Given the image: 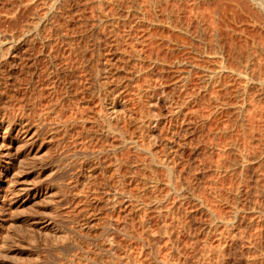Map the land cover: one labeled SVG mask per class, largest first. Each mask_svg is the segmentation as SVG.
<instances>
[{
  "label": "rangeland",
  "instance_id": "1",
  "mask_svg": "<svg viewBox=\"0 0 264 264\" xmlns=\"http://www.w3.org/2000/svg\"><path fill=\"white\" fill-rule=\"evenodd\" d=\"M32 1L33 2L35 1L34 2L35 4ZM40 1L41 0H39V1H36V0H30V1L29 0H0V32L2 31L1 32L2 35H0V66H7L6 68L4 67L3 71L5 69L9 70L8 66H17L16 74H18L17 76L20 77V79L18 80V78L16 76L17 83L19 81L23 82V84H21V86H22L21 88H20V83L18 84L19 88H16L17 91H16V89H15V92L13 91L14 89L12 90L15 95H12V94L9 95V93H12V91L8 93V95H9L8 99L10 100V97L12 95L11 99L13 97L14 98L16 97L17 99L16 98L15 99L17 100V102L20 99L18 103H21V101L23 102V100H26V102L28 103V101H29L28 97L29 96L27 97L26 95L29 91L30 86L28 85L27 81H29V80L32 81V78H33V79H35V80H33L34 82L32 81L33 85H35L36 87L38 86V88H40V89L44 88L43 90H44V92H46L44 94L45 97H43V101H42L43 104L38 106V109L40 110V108H41L40 111L44 112L54 102H55L54 104H56L58 107L59 106L58 104H60V103H57V102H59L58 100H61L63 97L62 93L64 92V87H63L64 83L61 82L60 85H57L58 86L57 89L52 91L50 89V86L47 83V79H46V77L48 75V66L51 65L50 58H53L56 60V63L59 64L58 66H61V65L62 66H75L78 69L77 70V73H78L77 77L79 76L78 77L79 81L77 80L76 85L74 83L75 86H73L76 89L75 90L73 88V91H76V94L78 93L75 100H73V102H75L77 100L78 102L76 101V103L78 105L75 103H72V104H74V105H72L71 104L72 100H71V102L68 101L66 103H63L64 106H62V107L67 108V110L64 109V110H66V111H64L65 116L66 115L70 116L69 118L71 119V118H75L76 116L79 117V115H80V117H85L86 121H88V122H87V125L79 123L78 125H76V127H69L68 130L66 129L67 131L62 130L59 134H57L58 136L57 135L56 136L60 140L58 138H56L55 141L58 139L57 141L59 142V141H61V139L63 137L62 140H66V141H64V143H62L63 142L62 141L58 144V142H54V140H53V142L51 141L52 143H50L49 142V135L48 134L46 135L45 134L46 132H44V134L41 136L40 140H38L40 142L43 141V145L42 144L39 145L37 142L36 146L34 145L32 148H30V149H34L35 151L39 149V155L41 156L42 153L46 154V156L49 155V156H47V158H49V159H46L45 155L43 156V154H42V158L44 157L46 159L43 162V164H42V162L39 161V163H41V164L36 163V165H35L34 162H37V161L30 160V163H29L30 165L29 166L26 165V166H28V168L22 167V169H21V170H23L22 174H20L17 178V181L19 182V183L17 182V190L20 187L21 188H25L28 186L33 187V185L36 184V182L38 183L41 181V184L38 183L37 186L40 188V190L43 193L47 192V190H48L49 199L48 198L47 199L49 201H50V198L55 199L57 196L60 197L61 200L59 198H58L59 201L57 199H55L54 202L56 203V201H57L59 203V204H56V206L53 204L54 202L50 203L48 200H46L45 197H44L45 199L43 197H41L39 199L30 197L28 202L25 203L24 205H21V206L16 205L14 203L12 204V206H11L12 208L10 209V213H7L8 215L6 216L8 218V219L6 218L7 222L5 221V225H7L6 226L7 229H5L6 228L5 225H4V229H3V232L6 231L4 233H7L9 237L7 238L6 237L7 234H4V238L0 240L1 241L0 242V264H65L66 262H67L66 264H70L71 262H72V264H76V263L77 264H92L96 258L97 259L100 258L101 263L110 262L113 259H117V260H113V262L115 261L114 263H117V264H130L131 262H132L131 264H159V263L161 264V262H163V261L166 263L169 262V264L170 263H172V264H211V263L212 264H264V213L262 214V212H259L260 213V215H259V213H256L258 211L255 208V207H260V208H262L261 210L264 211V196H262V195H264V156L262 154L263 153L262 151H264V149H263L264 139H262V138H264V131H263V134L261 133L262 132L261 130L262 129L264 130V127H263L264 126V112L262 113L261 109L260 110L257 109L256 112H252V115H250L251 109H249V115L250 116L249 115L248 116L250 118H249V120L248 119L247 120H248L250 125L248 127L249 128L252 127L253 129L252 128H250V130L247 129L246 132L249 133V134L247 133V136H249V137H247V139H246V137L243 136L244 129L243 130L241 129V128H243V126H242V124L239 125L241 122L240 123L238 122L239 121V119H238L239 115H238V112L236 110L237 109L236 105L240 106L241 102H242L241 99H236V98H238L236 91H237L238 86H239V81L238 82H237V80L234 81L235 78L231 77V75H229V74H228L229 75L228 76L226 73H225V75L223 73H221L223 76H222V78L220 77L221 74L219 76L220 77L219 85L216 84L214 87H211L209 90H205L203 88V84H202V76L204 74L202 71L194 70L190 76V79L188 81L183 82L181 76H182L183 71L186 70L185 69L186 67H184L181 64L180 65L176 64V62L180 63V61L184 60V61H191L196 65L199 64L198 66L201 65L202 67L208 66L209 68L211 67L212 69L216 68L215 65H216L217 59L211 58V55L209 56L207 54L209 52L214 51V48H213L214 44L212 43L213 39L211 40V37L213 38V35H211V34H213L212 33L213 29L216 26L220 30V33L218 32V36L220 35V38H219L220 42L219 43L222 44L223 50L225 51L226 55H228L230 50H232V49H230V45L234 46L233 43H235V45H236V42L238 44V42L240 41L239 42L240 46L241 45L244 46V44H243V40L245 41L244 37H249V35H251L250 32H253L252 26L249 30H247L248 27H250V25H248L246 22H242L243 24L242 23L238 24L235 21L236 19L238 21H240L242 19L243 15L242 14H240L242 16L237 15L238 13L235 10L234 12H236L237 14L233 13V14H235L234 16H236V17L240 16L238 18H235L233 16V14H231V12H233V11H230V8H229L230 6L227 5L228 2L227 3L225 2L224 3V5H226L225 7H224V5H222V4L221 5L223 6L222 8H224L226 10V12L224 10V11L218 12V14L211 12L213 10V7L211 8V6L209 7L206 5L208 7V9L209 8L212 9V10L209 9L211 12L209 14H211V15L216 14L218 17H222V19L221 18L218 19V17H216L217 18L216 19L215 15H214V17H212L209 14H206V16L204 15L205 17H203L202 16L203 14H201V15L198 14L199 10L197 9V7L195 8V6L193 5V3H192L193 0H190V1L189 0H180V1L178 0V2L176 1L177 5L175 4L176 5L175 8L171 7L173 3L170 2L169 4H167V3L163 4L162 7L159 6L158 8H153V9L150 8L151 11L156 9L153 12H151L149 10V6L147 8V6L145 5L147 10L149 12H151L152 14L146 11L147 12V14H146L147 23L144 25L143 21L138 22L132 16H128L126 14L127 11L125 9L128 8V5L132 4V1L131 0H127V1L122 0L123 2L121 1L122 2L121 10L123 11V9L126 7L124 9L126 12L124 11L122 13V11L120 10L121 11L119 14L120 17L117 21L118 26L116 25V28H117L116 33H117V31L118 32L120 31L121 33L119 32L120 35L118 33V36L121 37V35H122L125 38L126 37L127 38L126 39L125 38L123 39L120 37L118 38V36H116V33L113 32V29L110 30L109 27H111V26H109V24L107 25L108 26L107 30L104 29L106 27V25H103L105 27L102 26L103 29L99 28V31H98V34H100L101 30H102L101 32H103V33L105 32L104 37H101L98 35L99 38L100 37H101V39L103 38L102 40L99 39V41H98V43L101 42V44L100 45L98 44V45L100 47L101 46L102 47L100 48L98 46L100 49H98V48L96 49V47H95V49H96L95 50L94 45L96 43H94V42H93L94 43L93 48H91V49L89 48L92 46L90 43L92 42L93 38H83V34H82V32L84 33L85 27H86V30L88 28L89 29L93 28V26L90 25V23L93 24V22H94L93 21L94 15H92V13L94 12V14H95V11H92V10L95 7L92 9V6L89 5L90 4L89 2L93 3L94 0L93 1L88 0L89 2L87 0H82V1L77 0V2H75L76 0H74V1L72 0V2H74V3L72 4L71 1H68L67 7H69V8H66L68 10L69 9H71V10L70 11L67 10L68 12L66 11V13H65V14H67L70 12V14L69 15L67 14V16L62 15L61 16L62 18L60 17L59 20L54 19L52 21V25L55 24L57 27L60 26V29L62 28V30H63V31L62 30L61 31L63 33H65V35L68 34L70 36V38L73 37V39L71 40L73 45H71L72 43H70V46H69V44L67 45V44L63 43L62 41H60V39L57 36H56L57 38L55 36L52 37L53 42H51V47L44 46V44L43 43L41 44V41H39V40H37V41L33 40V42L35 41L34 43L31 42L33 45L30 42L28 44H26L24 42H18L17 41L18 42V46H17L18 50L21 48V50L18 51L19 57L17 56L18 58H15V59L12 58L13 60H15L14 62L11 61L10 63H8V64L5 63L6 65H4L2 60L5 57H7L6 55H5V57H3L5 54V50H6V48L10 47L9 45H11V44L6 43V41L5 42L3 41L6 39V35H4V34L6 33L9 36V34L13 35L16 33L15 35H17V33L20 32L21 29H23L22 24L24 23V26H25V23L26 22L28 23V20L33 17V15H32L33 11L37 10V11L33 12V14L37 13V12H39V13L43 12V8H42L43 6H41V5H43V3L41 2L42 3L41 4ZM83 1H85V2L87 1L88 5H86V3H84ZM129 1H131V2H129ZM144 1L145 0H139V3L145 4ZM30 2L36 6H33L32 4L30 5ZM36 2H38V3H36ZM124 2L126 3L124 5L125 7L123 6ZM127 2H128V4H127ZM77 3L78 4L80 3V4L77 5ZM204 4H205L204 2L201 3L200 11L203 13L204 12L208 13V9H206L207 11H204V9L207 8V7H204ZM211 4L214 7L217 6V8L221 7V5L218 6V4H216L214 2ZM229 4H231V3H229ZM30 6H32V7H30ZM28 7L32 8V9L30 10V8H28ZM33 7L34 8L36 7L37 9L36 8L34 9ZM105 8L108 10L111 9L110 10L111 13H109V15L112 14V12H113L112 6L111 7L106 6ZM171 8L175 11V14L173 15L172 19L169 20L168 14L165 11H166V9H168L167 11H170V10H172ZM231 8L233 9L232 4H231ZM106 9H105V12L108 11ZM214 9L216 10V8H214ZM219 9H221V8H219ZM221 12H224L225 14L220 16L219 13H221ZM122 14H124L123 15L124 17L126 16L129 19L126 17H125V19L121 18V17H123V16H121ZM148 14H149V17H148ZM91 15L93 17H91ZM152 15L154 16L153 18H155V15H156L158 17L159 21H162V22L155 24V26L154 25L152 26L151 24H149L148 21H149L150 17L152 18ZM29 16H30V18H28ZM130 17H131V19H134L135 21L133 20L134 22L133 21L130 22L131 21ZM234 18H235V20H234ZM239 18H241V19H239ZM120 19L121 20L124 19L122 21L124 23L121 24ZM30 20H32V19H30ZM90 20H92L93 22ZM151 20H153V19H151ZM243 20H245V19L243 18ZM55 21L59 22V24H61V25L58 26V23H56ZM84 21H86V22H84ZM87 21L88 22L90 21V23H88ZM170 21L172 24H176V26L179 23H180L179 25H182L184 23L185 26H187V28H188V30H187L188 32L187 31L185 33L178 32L175 28L169 26ZM125 22H126V25L124 28ZM166 22L167 23L169 22V23L166 24ZM130 23H131L132 27H130ZM139 23L142 27H140ZM244 23H246L245 24L246 26L244 25ZM134 24L136 26L133 27ZM199 24H201L203 29H205V31H206L205 32L206 34L204 37V42L207 43L206 44L207 50H206L205 55H204V53H202L203 55L199 54L200 51H202L201 49L204 48V47L201 49L198 48L202 45V43L197 42V41H193V38H192V36H196L198 34ZM19 25L22 27H20ZM247 25H248V27H247ZM17 26L20 28L18 29ZM82 26H84V27H82ZM90 26H91V28H90ZM243 26H245L244 29L246 28V30L248 31V32L246 31L247 33L243 31L244 29L240 31V29L243 28ZM118 27H119V30H118ZM129 27H130V29H129ZM131 28L132 29L135 28V29L131 30ZM17 30H18V32H17ZM109 30L114 34V35H112L113 37L111 36L112 33L110 34ZM128 30L131 32L130 34H132V35H127L128 33H125L126 35L124 34L125 31L129 32ZM237 30H239L240 33L243 32V34L244 35L246 34L247 36L245 35L243 37V34H241L242 35V37H241L240 33H235V32H237ZM46 31H47V33H46L47 35L45 34ZM79 32H81L82 35ZM86 32L87 31H85V33ZM43 34L47 38L53 36L50 29L49 30L46 29ZM233 34L235 36H233ZM238 34H239V36L237 37ZM101 35L103 36V34H101ZM136 35L139 38V41H138V38L134 39V38H136ZM4 36H5V39H4ZM79 36H81L82 39ZM128 36H130V37H128ZM249 38H247V39L249 40ZM87 39H88V41L86 42ZM90 39H92V40H90ZM118 39H120L119 43H118ZM247 39H246V41H248ZM134 40H136V41L134 42ZM74 41H75V43H74ZM137 41H138V43H137ZM234 41H236V42H234ZM17 42H16V44H17ZM210 42H211V45H210ZM19 44H20V47H19ZM132 44L134 46L136 45V48L138 50L141 49V54H143L142 55L143 61H141L139 65H140V67H143L142 68L143 70L145 68V71H143V75H141V77H139L140 80L139 79L138 80L136 79V81L133 80V81H135V84H134V82H131L132 83L131 84L130 82H128L129 80L127 79V77L132 76L131 73L134 72V70L132 69L134 67V65L133 64L127 65V63H128L127 61H129L130 54H131V52H129V57H128L127 51H131L130 49L133 46ZM6 45H8V47H6ZM178 45H180V47ZM71 46H74V47H71ZM78 46H82V47L80 48ZM83 46L87 48L86 53H83L84 57L81 53H78L80 50H83ZM233 46H231V48H233ZM236 46H238V45H236ZM245 46H247V44ZM245 46H244L243 50H245L247 48ZM72 48L76 49V51H74V49L72 50ZM238 48H241V47L238 46ZM92 49H94V51ZM132 50H133V47H132ZM84 51H85V49H84ZM125 51H126V53H125ZM243 52H246V50ZM6 54H7V52H6ZM49 54H51V55H49ZM52 54L55 56H53ZM211 54H213V53H211ZM206 55H208L209 59L207 58ZM55 57L58 59H56ZM8 58H9V60H12L10 56ZM86 59H88V60H86ZM89 60L91 61L92 64L90 63ZM87 61H89V63ZM10 64H12V65H10ZM104 64L107 66L115 67V68H111V69L115 70L114 71L115 74L113 73L114 76H112V78L114 79L115 75L117 77L114 80L113 79H111V80H113V81L118 80L117 83H120V84L125 86V87L124 86L122 87V85H120L122 87V89L120 88L121 89V92H120L121 95L119 94V96H120L119 98L122 101V103H124L125 105L127 104L126 108H127V110H129L130 116L128 117V119H126V118H125V120L123 119L121 121L123 125L122 124H120V125L123 129H125L127 131V133H129L131 131L127 135L129 137H131V135L135 134L133 136H136V137H133V136L132 137L133 138L138 137V140L137 139L136 140L138 141V143H140L139 145H141V143H142V146L143 145H145V146L147 145L149 147L151 146V149H153V152H155L154 155L157 152V156L155 155L156 159L161 158V159H163L162 161H164V160L168 161V159H166V158L167 157L169 158V156H170V158L172 157L171 163H174L177 165V171L180 173V175H179V173L176 174V180H178L177 178L181 177L180 178L181 182L186 181L185 183L186 184L188 183L189 186L192 187L195 196H198V197L200 196V198H202V200H204L203 202L206 203V204H204V205H206L205 207L206 208L209 207V209H211V210L213 209L214 212H217L216 215L218 214V217L220 216L219 218L223 219V217H224L226 220L229 221L232 218L231 215H232V211H233L234 207L239 204L238 207H240L242 209L241 210L239 208L240 209L239 216L241 215L240 216L241 218L238 217V219L240 218L239 222L237 219V221H236L237 224H235L236 226L234 225L233 228L231 227L230 230H232V231L234 230L233 232L229 231L230 227H227L224 223L223 224L226 227H224L221 222H213V220H212V223H211L212 217L208 214V212H205V211H207V210H205V207L204 206L202 207L198 202H196L194 200L193 197L188 195V193H187V196H189V197H187L186 195L183 197L170 195L168 188L166 186H164L167 179H166V171L163 170L162 168H160L162 171L160 169L157 170V172H159L160 175L156 172V174L160 176L159 179L162 178L161 183L157 187H155L154 184L152 185L151 182L146 181L147 179L145 180L144 178L148 177V179H149V177H150L151 179H153L154 177L156 178L157 175L152 171L149 172V170L147 168L144 169L145 167L143 169H140L141 164H139V163L145 157L144 152L142 153L139 150H138L139 152H136L137 150L132 148L133 147L132 145L129 147L127 146V148H125V150L123 149V147L120 146L122 151L119 150L120 149V147H119L120 143L119 142H121V141L119 140V138H116L117 136H115L114 134H112L113 136L110 134L111 137L108 135L106 137L107 141H105V138L104 139H99V138L97 139L98 136L97 137L94 136L95 138H93V137L91 138L92 135L88 136L87 134H85L88 132L90 134L91 133L95 134V132L98 131L100 125L101 126L106 125V123L103 121L101 122L100 125H97L94 122L97 120V117L99 115L105 116L108 114L106 117H109L111 105L114 103V100H113L114 96H112L113 94L111 95V93H109V92H112L111 91L112 89L111 90L109 89V91H107L109 93V94L107 93V95L109 96L107 99H109V101L107 100L106 102H104L102 99H100L101 97H99L97 99L98 95L92 94V96H90L91 94L88 91V85L90 88V87H92V84L93 85L95 84L94 83L95 81H93V83H91L92 81L89 80V79H91L89 72L92 73V71L91 70L90 71L85 70V69L83 70L81 68H84L83 66L87 65V66H91V67L95 66L94 67V69H95L97 66H102ZM139 65H138V68H140ZM25 66L26 67L27 66H35L36 67V68H33V70H31L30 74H33V75H27L28 76L27 77L26 75L23 74L25 72L22 70L24 68L26 69ZM125 66H127V67L130 66V67L126 68L127 69L126 70ZM180 66H182V67H180ZM117 68H118V70H117ZM91 69H93V67ZM262 69L263 70H261V69L259 70V68H258V71L261 73L262 76H264V74H263L264 73V67H262ZM6 70L3 73H5ZM46 71H47V73H46ZM127 72H128V74H127ZM26 74H29V73H26ZM31 76H33V77L30 78ZM221 79H222V81H221ZM58 81H60V80H57V79L55 80V82L57 84L60 83V82L58 83ZM88 81H90V82H88ZM130 84H131V86H130ZM147 84H150L149 88H148ZM228 84H230V85H228ZM27 85H28V88H26ZM226 85H228L230 88L228 86L226 87ZM45 86H47V88H45ZM151 87H152V90H154L155 92L151 90L152 92L150 91L151 93H149V90L151 89ZM81 88H84V90ZM123 88H125V89H123ZM139 88L144 90L143 95L146 97L143 100H142L141 96L136 95L137 92L141 91ZM147 88H148V90H147ZM77 89L78 90L80 89L81 91L80 90L78 91ZM145 90L147 93L145 92ZM24 91L27 93H25ZM51 92H55V93L51 94ZM29 93H28V95H30ZM56 93H58V94H56ZM150 94H152V95L154 94V97L156 96V98L159 99V103H160V104H158L157 108L155 109L156 112L155 111L153 112V115L155 114V116H156V114H157L158 116H161V119H162L161 120L162 124L160 123L159 126L153 125V127H152V125L151 126L148 125L152 129L154 128L156 130V132L158 133L157 138H159L158 139L159 141H153L154 143L152 142L153 139L150 136H148L149 135L148 131H146L145 128H143V130H142V128L139 129V127H141V126L137 127V125L140 124V122L142 121L140 119H142V117L144 115L143 110L146 108L145 107L146 104H147V108L145 110L148 112L150 111L149 110L150 106L148 103L150 100L149 98L151 97ZM60 95H62V97H60ZM232 95H236V96H232ZM24 96H26L27 98ZM138 96L141 99H139ZM4 98H2V102L4 101V103H7V105L9 103L10 105L13 106L12 108H17V106L14 105L16 103V102H14V98H13V101L11 100L10 102H8L9 100L6 98V96H4ZM27 99H28V101H27ZM82 100H84V101H82ZM110 100H112L113 102L112 101L110 102ZM102 101H103V103H102ZM141 101H143V102H141ZM182 101L185 102L187 105L185 103H183L184 104V106H183ZM12 102H14V103L12 104ZM18 103H16V104H18ZM142 103H143V105H142ZM144 104H145V106H144ZM179 104L181 106H183V109H182L183 111L181 113L182 115H180L181 118L180 117L175 118L172 115V112L177 108V106H180ZM103 105H106V106H103ZM224 105H226V106H224ZM70 106H72V107H70ZM259 106L264 107V100L262 101L261 104H259ZM9 107L11 108V106H9ZM69 107H70V109H69ZM77 107L80 109H78ZM61 109L62 108H59L58 110L60 111ZM86 109H87V111L88 110L89 111L87 112ZM130 109H131V111H130ZM234 109L236 110V113H235ZM145 110H144V112H146ZM70 111L72 112L73 115L71 114ZM75 111H76V113H75ZM99 111L100 112L102 111L104 113H102V112L100 113ZM107 111H109V113ZM78 112H79V114H78ZM94 112H96L97 115ZM15 113H17V111ZM64 113H62L63 116H64ZM158 116H156V117H158ZM53 117L56 118L55 116H53ZM53 117H52V119H54ZM87 117L90 119H88ZM131 117H132V119H130V121L134 122V119H135L136 120L135 123L137 122L136 123L137 125L135 123L133 124L130 121L128 122L129 118H131ZM66 118L68 119V117H66ZM144 118H145V116L143 117V119ZM137 120H140V121L138 122ZM112 121H113V123L117 122V121L115 122V119L111 120V122ZM125 121L128 123H126ZM121 122L119 121V123H121ZM235 122H236V124H234ZM104 123H105V125H104ZM124 124H125V126H124ZM83 125H85L86 127ZM117 125H119L118 122L116 124H113V126H117ZM85 128H87V129H85ZM94 128H96V129H94ZM224 128L227 129L226 131L230 130L229 133L228 132L224 133L225 136H224V134H222ZM229 128H231V129H229ZM85 130H87V131H85ZM257 130H259V131H257ZM91 131H93V132H91ZM144 131H146L147 133H145ZM252 131L254 133H251ZM257 132H259V133H257ZM82 133H84L83 136L81 135ZM227 133H228V135H227ZM138 134H139V136H137ZM67 136H69V137H67ZM145 136H147V137H145ZM108 137H109V139H108ZM169 137H170V139H169ZM86 138L88 140H86V143H83ZM142 138H145V139L142 140ZM149 138H151V139H149ZM235 138H237V139H235ZM81 139H83L84 141ZM249 139H251V140H249ZM101 140H103L104 142ZM231 140H232V143L235 142L240 147L242 146L244 148L247 146L246 149H248V151L251 153H254L257 155L262 154L261 155V156H263V160L261 161L262 163L261 162L259 163L258 161H257V163L254 162L256 164H254V165L252 164L253 166H250V169L246 168L247 172L245 170L244 171L241 170L240 168H239L240 170L239 169H237L238 171L236 170L237 172L236 171H235V173L232 172L233 170L231 169L232 167L230 166L231 161H234L237 158L238 154L237 153L234 154L233 151H232V153H231V151H229L230 149L228 146L230 145L229 143L231 142ZM168 141H170L172 143L173 148L165 147L166 146L165 143ZM70 143L71 144L73 143V144L71 145ZM248 143H250V144H248ZM49 144H50V146L47 147ZM153 144H154V147H152ZM245 144H246V146H245ZM37 145L40 147L38 148ZM44 145H45V147H44ZM51 145H54V146H51ZM59 145H60V147H58ZM102 145H103V147L105 146L104 148H106V146H107V150L106 149L105 150L109 151V154H107L108 152L107 153L105 152V155H103L104 157L103 158L101 157L103 159L102 161H101V158H100V160L95 158L96 161L94 159L91 161V165L95 163L94 165H92L95 167V168L94 167L92 168V169H95V171L90 170L89 167L88 168L86 167L87 161H84L83 159H82L83 161H81L80 157H78V156L76 157V154L79 155L80 152L83 150L86 151V148H84L85 146L87 147V151L90 150L92 152V150L96 151V149L98 150V149L103 148ZM111 145L113 146V148L115 147V149H112ZM68 146H71V147H68ZM116 146H118L119 148H117ZM176 147H177V149H176ZM4 148L5 147L0 148L1 149L0 152L5 150ZM35 148H38V149H35ZM40 148H41V150H40ZM27 149H29V148L25 149L27 152L25 150H24V152L23 151L21 152L23 157L25 154L26 155L28 154L29 151ZM116 149H118L117 153H116V151H114ZM127 149H129V150H127ZM132 149H134L133 150L134 152L132 151ZM164 149H165V151H164ZM221 149H222V151H221L222 153L220 152ZM43 150L45 152H48V153H44ZM72 150H74V151L76 150L75 152H77V153H73L74 151H72ZM112 150L114 153L111 152ZM174 151H175V153H174ZM223 151H225V152L223 153ZM40 152H41V154H40ZM68 153H70V154H68ZM67 154L71 155V157L68 156ZM106 154L109 157H106ZM121 154H124V156H122ZM137 154L143 155V156H141L142 158H137V157H139ZM233 154H234V156H233ZM72 155H74V157ZM132 155H135V156H132ZM220 155H221V157H220ZM64 156H65V158H64ZM24 158H22V159H24ZM58 158H60V159H58ZM71 158H73V159H71ZM79 158H80L81 162L85 163L84 165L80 161H78ZM113 158H114V160H113ZM117 158L118 159L119 158L120 159L126 158L125 160L129 159L130 161L133 160L132 162H130L133 164L134 169H135V172H133V173H135V174L136 173H138V174L142 173L143 174L145 172L146 175L144 177H141V175L136 174L135 175L136 177H135L133 174V176L135 177V178H133L132 174L129 171V168L127 166H122V169L120 168L122 172L119 170V173L121 172L122 174H125L126 177H127V174L130 173L129 175H131V176L129 177V175H128L129 178L127 177L125 179V181L121 182L120 178L118 176H116L117 173L114 174V172H113V175H112L113 177H111L112 179L110 178V180H108L109 183H108V181L106 182V180H104L105 179L104 177L106 175L104 174L103 171H101L99 168H97V167H99L97 165H98V163L101 164L102 162L103 163L106 162L105 164H108V165H109V163L112 164V162L116 161ZM170 158H169V160H171ZM56 159L58 160V163H60V164L63 163L62 166L60 165L61 167H63V166H65V167H63L61 173H58L59 175L57 174V176H56L54 174V176L52 178V176H51L52 174L49 176L47 174L48 171L46 170V167H44V166L46 163V166L48 167L49 163L52 161L55 162ZM111 159H112V161H111ZM221 159H223V160H221ZM134 160L136 163L134 162ZM145 160H146V157H145ZM25 161L29 162V160H25ZM75 161H76V163H75ZM93 161H94V163H93ZM107 161H109V162L107 163ZM54 162H52V164ZM220 162L222 165L220 164ZM79 163H80V165H79ZM52 164L50 163V165H52ZM71 164L75 169L71 166ZM32 165H33V167H34V165L36 166L35 169L38 167V169H37L38 172L35 171V169H33V171H32ZM38 165H41L40 168H42V169H40ZM218 165L223 169L221 170V168L220 169L218 168L219 169L218 170L216 168V167H219ZM66 166H68V167L70 166V168H68ZM136 167H137V169H136ZM251 167H253V168H251ZM44 168H45V170H44ZM82 168H83V170H82ZM257 168H258V170H257ZM262 168H263V170H262ZM85 169H86V171L89 169L87 171L89 173H86ZM63 170H64V172L65 171L66 172L62 173ZM68 170H69V173H68ZM257 171H259V172H257ZM95 172H97V173H95ZM225 172H227V173H225ZM66 173L69 175H66ZM60 174L63 177L60 176ZM152 174H154V175H152ZM235 174H236V176H235ZM82 175H85V176H82ZM90 175H92V176H90ZM88 176H90V177H88ZM84 177L90 178V179H88L89 181L83 183ZM91 177H93V178H91ZM60 178L62 179V181ZM115 178H117V179H115ZM118 178H119V180H118ZM140 178L144 179V181H142V179H140ZM51 180H53L54 182ZM162 180H164V181H162ZM182 180H184V181H182ZM116 181H120L122 184L120 182L118 183ZM127 181H128V183H127ZM145 182H146V184H145ZM147 182H149L148 184L151 183L150 185H152V186L148 185ZM162 183H164V185ZM180 183L178 180L177 184H180ZM129 184H130V186H129ZM5 185H6V183L4 182V180H3V182H0V189L2 190V188L5 187ZM39 185H41L42 187ZM107 185H110V186H107ZM160 185H161V187H160ZM51 187H52V189H50ZM104 187L108 191H106L104 189ZM117 187H119V188H117ZM143 187L146 189L147 192L145 191V189ZM146 187H148L149 189ZM234 187L235 188L237 187V188L235 189ZM21 188L19 190H21ZM69 188L71 189V191ZM110 188H111V190L112 189L114 190L116 188L115 190H117L120 193L123 192L124 190H127L126 194H129V197H128V195H126L128 198L126 196H124V197L123 196L122 197L121 196L114 197L113 195L109 196L108 193H110V191H111ZM123 188H125V189H123ZM72 189L74 191H72ZM256 189H257V191H256ZM138 190L140 193L138 192ZM59 191L61 194L68 192V193H66V195H68V198L66 197L62 201L63 195L61 197L60 193H58ZM233 191H235V192L237 191V192L235 193ZM258 191H260V192H258ZM56 192L58 193V195L55 194ZM74 192H76V193H74ZM71 193L73 195L75 194L73 198H72L73 195ZM135 193H136V195H134ZM141 193H143V195ZM167 193L169 196L167 195ZM49 194H53L52 195L53 197L50 196ZM69 194H70V196H69ZM81 194H82V196H81ZM137 194L138 195L140 194V195L137 196ZM235 194L236 195L242 194L238 198L239 201H237V202L235 201V199H236ZM17 196H19V195H17ZM75 196H78V197L75 198ZM133 196H134V198H133ZM166 196L169 198L167 199ZM155 197L158 199L160 198L161 201L165 197L164 199L166 201L163 200V202L165 201V203L163 204L162 209H160L161 211L159 210V208H157L159 202L157 204L155 203L158 200ZM148 198H149V200H148ZM154 198L156 200L155 202H154ZM2 199H3V197L0 198V202ZM24 200H25V198H24ZM205 200H206V202H205ZM149 202H151V203H149ZM233 202H234V204H233ZM143 203H144V206H143ZM147 203H149V204H147ZM235 204H237V205H235ZM146 205H149V206H146ZM229 205L231 207L232 206L233 207L231 208ZM257 205H259V206H257ZM53 206H55V208H57L56 209L57 213H55L56 211H54L55 208L53 209ZM145 206H146V208H145ZM151 206H152L153 211L151 210ZM140 208H141V210H140ZM11 215H12V218H10ZM228 218H230V219H228ZM52 219H54V221ZM225 219H223V220H225ZM50 221H52L53 223H56V226H57V223H58V225L61 223L60 224L61 227L59 225L60 228H58V226H57V229H59V230L61 229V231H59L57 229H56V231H55V229H50L51 227L45 229V226L48 227L47 224L51 223ZM56 221H58V222H56ZM59 221H60V223H59ZM108 221H110L111 223ZM86 222H87L88 226L86 225ZM106 223L111 224L110 228H108L109 230H107V232L108 231L109 232L111 231V232L110 233L108 232V234H107L108 237L106 235V237L104 238L105 240L103 239L106 242V238H107L108 241L106 243L102 239L100 240L101 241L100 244L101 243L103 244V246H101L102 244L101 245L99 244V240L97 239V237L104 232V226L106 225ZM210 223H211V225L213 224V226H211ZM217 223H219V226ZM92 224L94 225L93 228H95V229L92 228V226H93ZM143 224L145 226H143ZM207 224L210 226H208ZM165 226H166V228H165ZM37 228H38V231L41 229L39 234H38V232H36ZM114 228H116V230ZM43 229H45V230H43ZM48 229H49V231H48ZM164 229H165V232H164ZM226 229H228V230H226ZM75 230L78 232V234L81 237L77 234V232ZM42 231H45L46 233L48 232L47 235L44 233L45 235L43 236ZM122 231L125 233H123ZM221 231H223V232H221ZM225 231H226V234H225ZM60 232H62V233H60ZM63 232L65 233V235L63 234ZM86 232L89 233V235H86L87 234ZM40 233H41V235H40ZM93 233H94L95 237H94ZM132 233H134V234H132ZM57 234L59 236H62V237H60V239H59L58 238L59 236ZM128 234H131V236ZM76 235H77V237H76ZM91 235H92V237H91ZM109 235H111V236H109ZM172 235H174V236H172ZM5 237H6V239H5ZM82 237H84V238H82ZM88 237H89V239H87ZM109 237L110 238L113 237V238L109 239ZM85 238L87 240H89V244ZM4 239H5V241H3ZM57 239H59V240H57ZM90 239H91V241H90ZM140 239H142V240H140ZM225 239H227V240L225 241ZM55 240H57V243L55 242ZM113 240L115 242H113ZM67 243H69V245ZM70 243H72L73 246H71ZM113 243L116 245H114ZM225 243H227V244H225ZM5 245H7V246H5ZM222 245H224V246H222ZM115 246H117V247H115ZM6 247H7V249H5ZM70 247H73V248H71L72 250L70 249ZM108 248H110L111 250ZM212 248H213V250H215V249L216 250L213 251ZM218 248H219V250H217ZM105 249H108L107 251L109 253ZM85 250L87 252L88 251L89 252L87 253ZM216 251H218L219 253ZM223 251H224V253H223ZM65 252H67V253H65ZM127 252H128V254H127ZM89 253H90V255H89ZM108 254L112 255V257L108 256ZM124 255H126L127 257ZM203 255H204V258H202ZM208 255H210V256H208ZM81 256H83V257H81ZM113 256H116V257H113ZM67 257L69 260L71 258V262L68 259H66ZM101 257H104V258H101ZM120 257H121V259L118 260V258H120ZM92 258H94V259H92ZM219 258H220V260H219ZM90 259H92V260H90ZM248 259L250 261L251 260H253V261H251V263L250 262L248 263L247 262V261H249ZM223 260H224V262H222ZM126 261L127 262L129 261V262L127 263ZM101 263L99 262V264H101ZM93 264H96V262H94ZM97 264H98V261H97Z\"/></svg>",
  "mask_w": 264,
  "mask_h": 264
},
{
  "label": "bare ground",
  "instance_id": "2",
  "mask_svg": "<svg viewBox=\"0 0 264 264\" xmlns=\"http://www.w3.org/2000/svg\"><path fill=\"white\" fill-rule=\"evenodd\" d=\"M30 1V0H29ZM36 1H39V0H36ZM68 1H71V3L73 4L74 2H72V0H41L40 1V3L42 2L43 3V5H41V6H43L42 8H43V12H41V13H39V12H37V13H34L33 14V12H35V11H37V10H35V11H33L32 12V15H33V17L32 18H30V16L28 17V18H30V19H32V20H28V23L26 24L25 23V26H24V23L22 24L23 25V27L22 26H20V27H22L23 29H21V31L20 32H18V30H17V35H15V34H13V35H10L9 34V36H8V34H4V35H6V39H5V36H4V39L5 40H3L4 42L6 41V43H8V44H11V45H9L10 47L9 48H6V50H5V54H4V56L3 57H5V55L7 56V57H5L3 60H2V62L4 63V65H6L5 63H10L11 61L12 62H14L15 60H13V59H15V58H18L19 56H18V51L19 50H21V48L18 50V42H24V43H26V44H28L29 42L31 43H34L35 41H37V40H39V41H41V44L43 43L44 44V46H47V47H51V42H53L52 41V37H58L59 39H60V41H62L63 43H65V44H69V46H70V43H72V39H73V37L72 38H70V36L68 35V34H66L65 35V33H63L62 31V28L60 29V26L59 25H61V24H59V22H56V23H58V26L59 27H57L54 23V25H52V21L55 19V20H59V18L62 16V15H64V16H67V14L69 15L70 14V12L69 13H67V14H65L66 13V11L68 10V9H66V8H69V7H67L68 5ZM74 1V0H73ZM80 1V0H79ZM82 1V0H81ZM88 1V0H87ZM85 2V1H83L84 3H86V5H88L87 3L89 2ZM91 1V0H90ZM93 1V0H92ZM122 0H94L93 1V3L92 2H89L90 4L89 5H91L92 6V11H95V14H94V12L92 13V15H94V17L91 15V17H93V21L92 20H90V21H92L93 22V24H91L90 23V21L88 22V23H90V25H92L93 26V28H91V26H90V28L91 29H87L86 30V27H85V29H84V33L82 32V34H83V38H93V40L92 39H90V40H92V42L90 43L92 46L91 47H89L90 49L91 48H93V44L94 43H96L95 45H94V49H95V47H96V49L98 48V49H100L101 47L99 46L100 44H101V42H99L98 43V41H99V39L100 40H102L101 39V37H104V34H105V32L103 33V32H101L100 31V34H98V31H99V28L100 29H103V27H105V26H103V25H106V27L104 28V29H106L107 30V25L109 24V26H111V27H109L110 28V30L111 29H113V32L114 33H116V25H117V21H118V19H119V14H120V12L122 11L121 10V4H122V2H121ZM127 1V0H126ZM125 1V2H126ZM132 1V4L131 5H128V8H126L124 5L126 4L125 2L123 3V6L126 8H124L123 6V8L127 11V15L128 16H132L136 21H138V22H142L143 21V23H144V25L147 23V21H146V14H147V12H149L148 10H147V8H148V6H149V10H150V8H158L159 6L160 7H162V5L163 4H169L170 2H172L173 4H172V6L171 7H173V8H175V6L177 5L176 4V1L178 2V0H145L144 1V3L145 4H143V3H139V0H131ZM131 1H129V2H131ZM180 1V0H179ZM190 1V0H189ZM33 2V1H32ZM35 2V1H34ZM33 2V3H34ZM75 2H77V0L75 1ZM205 3L204 4V7H207V6H211V8L213 7V10L211 9V8H209L210 10H212L211 12H213V13H216V14H218V12H220V11H224L225 9L224 8H222L223 6L222 5H224V3L226 2H228L227 3V5L228 6H230L229 8H230V11H233V12H231V14H233V13H236L237 15H240V14H242V15H240V16H242V19L241 18H239V19H241L240 21H238L237 19L235 20V18H238V17H240V16H238V17H236V16H234L235 14H233V16L235 17L234 18V20L238 23V24H240V23H242V22H246L248 25H250V27H248V25H247V27H248V29L247 30H249L250 28H251V26H252V30H253V32H250V34L251 35H249V37H244L245 35L243 34V32H241L240 33V31L241 30H243L244 29V27L246 26L245 24L246 23H244V25L245 26H243V28H241L240 29V31L239 30H237V32H235V33H240V35L241 34H243V37H244V39H245V41L243 40V44H244V46L247 44V46H245V47H247L245 50H246V52H243V51H245V50H243V48H244V46L243 45H241L240 46V44H239V42H238V44H237V42L236 41H234V42H236V45H238L239 47H241V48H238V46H236L235 45V43H233L234 44V46L233 45H230V49H232V50H230V52L228 53V55H226V53H225V51L223 50V46H222V44L221 43H219L220 41H219V38H220V35L218 36V32L220 33V30L218 29V27H216L215 26V28L213 29V31H212V33L213 34H211V35H213V38L211 37V40L213 39V44H214V51L213 52H209V53H207L209 56L211 55V58H215V59H217V62H216V68H209L207 65V67H202L201 65L200 66H198V65H196V64H194L193 62H191V61H180V63H178V62H176V64H178V65H183L184 67H186L185 69V71H183V73H182V76H181V78H182V80H183V82H185V81H188L189 79H190V76H191V74H192V72L194 71V70H200V71H202L203 73V76H202V84H203V88L205 89V90H209L211 87H214L216 84H218L219 85V81H220V77L222 78V74L221 73H223L224 75H225V73L228 75H231V77H234L235 78V80L234 81H236L237 80V82L239 81V86H238V89H237V91H236V93H237V96H238V98H236V99H241L242 100V102H241V105L240 106H238V105H236L237 106V112H238V119H239V125H241L242 124V126H243V128H241L242 130L244 129V131H243V133L245 134H243V136H245L246 137V139H247V137H249V136H247V133L248 132H246L247 131V129H249L250 130V128H252V127H248L250 124H249V122H248V120H249V116L250 115H252V112H256V110L258 109V110H260L261 109V112L263 113L264 112V107H260L259 106V104H261L262 103V101L264 100V76H262L261 75V73L258 71V68H259V70L261 69V70H263L262 69V67H264V0H193V5L195 6V8L197 7V9L199 10V12H198V14L199 15H201V14H203L202 16L203 17H205L206 16V14H209V13H211L210 12V10L208 9V7L207 8H205L204 9V11H207L206 9H208V13H206V12H201L200 11V5H201V3ZM216 3V4H218V6L219 5H221V7H218L217 8V6L216 7H214V6H212V4L211 3ZM36 3H38V2H36ZM41 3V4H42ZM93 5H92V4ZM229 3H231L232 4V7H233V9L231 8V4H229ZM32 3L30 2V5H31ZM35 4V3H34ZM34 4H32L33 6H36V5H34ZM70 4V3H69ZM76 4V3H75ZM80 4V3H79ZM78 3H77V5H79ZM127 4H128V2H127ZM176 4V5H175ZM29 5V4H28ZM145 5L147 6V8L145 7ZM207 5V6H206ZM40 6V7H41ZM70 6V5H69ZM81 6V5H80ZM85 6V5H84ZM106 6H109V7H111L112 6V14H110L109 15V13H111L110 12V10H108V9H106L105 7ZM226 5H224V7H225ZM30 7H32V6H30ZM30 7H28V8H30ZM34 8V7H33ZM36 8V7H35ZM34 8V9H35ZM80 8V7H79ZM108 8V7H107ZM214 8H216V10L214 9ZM219 8H221V9H219ZM32 8H30V10H31ZM37 9V8H36ZM40 9V8H39ZM105 9L106 10H108L107 12H105ZM123 9V11H122V13L125 11ZM146 9V10H145ZM172 9V8H171ZM196 9V10H197ZM232 9V10H231ZM71 9H69L68 11H70ZM121 10V11H120ZM154 10H156V9H154ZM154 10H150L151 12H153ZM168 9H166V11L165 12H167V14H168V19L169 20H171L172 19V17H173V15L175 14V11L172 9V10H170V11H167ZM215 10V11H214ZM218 10V11H217ZM236 10V12H234ZM67 11V12H68ZM125 11V12H126ZM147 11V12H146ZM240 13H239V12ZM31 12V11H30ZM72 12V11H71ZM151 12H149V13H151ZM225 12H226V10H225ZM107 13V14H106ZM72 14V13H71ZM152 14V13H151ZM216 14H209V15H211L212 17H214V15H215V18L216 17H218ZM220 14V16L221 15H223V14H225L224 12H221V13H219ZM30 15V14H29ZM31 15V16H32ZM124 14H122L121 16H123ZM205 15V16H204ZM71 16V15H70ZM210 16V17H211ZM126 17V16H125ZM125 17L123 16V17H121V18H124L125 19ZM148 17H149V14H148ZM154 16L152 15V18L150 17L149 18V21H148V23L149 24H151L152 26L154 25L155 26V24H158V23H160V22H162V21H159V19H158V17L155 15V18H153ZM157 17V18H156ZM62 18V17H61ZM65 18V17H64ZM126 18H128V17H126ZM219 18H221L222 19V17H218V19ZM243 18L245 19V20H243ZM83 19V18H82ZM86 19V18H85ZM124 19H120V21H121V24L122 23H124V22H122ZM129 19V18H128ZM127 19V20H128ZM134 19H131V17H130V22H132ZM151 19H153V20H151ZM217 19V18H216ZM134 20V21H135ZM151 20V21H150ZM119 21V22H120ZM133 21V22H134ZM84 22H86V21H84ZM137 22V23H138ZM18 23V22H17ZM169 23V22H168ZM167 22H166V24H168ZM170 23H171V21H170ZM169 23V26L170 27H173V28H175L178 32H182V33H185L187 30H188V28H187V26H185V24L183 23L182 25H179V24H177V26H176V24H170ZM142 24V23H141ZM243 24V23H242ZM85 25V24H84ZM120 25V24H119ZM125 25H126V22H125V24H124V28H125ZM139 25H140V23H139ZM150 25V26H151ZM103 26V27H102ZM118 26V25H117ZM129 26V25H128ZM127 26V27H128ZM134 26H136L135 24L133 25V27ZM151 26V27H152ZM18 27V26H17ZM20 27H18V29L20 28ZM82 27H84V26H82ZM130 27H132V25H131V23H130ZM130 27H129V29H130ZM140 27H142L141 25H140ZM46 29H50L51 30V33H52V35L53 36H51V37H49V38H47L43 33H44V31L46 30ZM82 29V28H81ZM135 29V28H134ZM134 29H132L131 28V30H134ZM219 31H218V30ZM62 30V31H61ZM89 30V31H88ZM109 30V31H110ZM118 30H119V27H118ZM246 30V28L243 30L244 32H246L247 31ZM251 30V31H252ZM78 31V30H77ZM82 31V30H81ZM85 31H87L86 33H85ZM105 31V30H104ZM108 31V32H109ZM129 31V30H128ZM2 32V31H1ZM0 32V35H2V33ZM16 32V31H15ZM120 32V31H119ZM118 31H117V33H116V36H118V33H119ZM188 32V31H187ZM206 31H205V29H203V27H202V25L201 24H199V30H198V34L196 35V36H192V38H193V41H197V42H201L202 43V47L200 46V47H198V48H203V49H201L202 51H200V53L199 54H202V53H204V55H205V53H206V50H207V48H206V44L207 43H205L204 42V37H205V33ZM248 32V31H247ZM246 32V33H247ZM47 33V31L45 32V34ZM80 34H81V32H79ZM78 33V34H79ZM112 32L110 31V34H111ZM121 33V32H120ZM120 33H119V35H120ZM125 33H128L127 35H132V34H130L131 32L129 31V32H124V34ZM81 34V35H82ZM101 34H103V36L101 35ZM47 35V34H46ZM68 35V36H67ZM98 35L99 36H101L100 38L98 37ZM112 35H114L113 33L111 34V36ZM126 35V34H125ZM108 36V35H107ZM233 36H235L234 34H233ZM239 36V34L237 35V37ZM247 36V35H246ZM56 37V38H57ZM80 38H81V36H79ZM113 37V36H112ZM120 36H118V38H119ZM128 37H130V36H128ZM135 37V36H134ZM133 37V38H134ZM241 37H242V35H241ZM115 38V37H114ZM120 38H125L124 36H122L121 35V37ZM127 38V37H126ZM125 38V39H126ZM138 37H137V35H136V38H134V39H137ZM247 38H249V40L247 39ZM79 39V38H78ZM82 39V38H81ZM105 39V38H104ZM117 39V38H116ZM115 39V40H116ZM239 39V38H238ZM237 39V40H238ZM246 39L248 40V41H246ZM251 39V40H250ZM33 40H35L34 42H33ZM56 40V39H55ZM84 40V39H83ZM133 40V39H132ZM18 41V42H17ZM71 41V42H70ZM88 41V39L86 40V42ZM96 41V42H95ZM105 41V40H104ZM119 41H120V39H118V43H119ZM136 40H134V42H135ZM138 41H139V38H138ZM138 41H137V43H138ZM141 41V40H140ZM16 42H17V44H16ZM84 42V41H83ZM82 42V43H83ZM85 42V43H86ZM90 42V41H89ZM94 42V43H93ZM116 42V41H115ZM211 42H210V45H211ZM31 43V44H32ZM74 43H75V41H74ZM117 43V42H116ZM200 43V44H201ZM14 44V45H13ZM25 44V45H26ZM30 44V45H31ZM53 44V43H52ZM99 44V45H98ZM134 44V43H133ZM132 44V45H133ZM221 44V45H220ZM22 45V44H21ZM33 45V44H32ZM71 45H73V43L71 44ZM78 45V44H77ZM76 45V46H77ZM84 45V44H83ZM88 45V44H87ZM116 45V44H115ZM131 45V46H132ZM205 45V46H204ZM23 46V45H22ZM29 46V45H28ZM43 46V45H42ZM100 48H99V47ZM130 46V47H131ZM179 47H180V45H178ZM231 46H233V48H231ZM243 46V47H242ZM5 47V46H4ZM6 47H8V45H6ZM19 47H20V44H19ZM71 47H74V46H71ZM70 47V48H71ZM78 47H82V46H78ZM115 47V46H114ZM113 47V48H114ZM118 47V46H117ZM132 47H133V50H132ZM131 47V51H127L128 52V57H129V52H131V54H130V59H129V61H127L128 63H127V65L129 64V65H134V67L132 68L133 70H134V72H132L131 70V74H132V76H130V77H127V79L129 80L128 82H134V84H135V81H136V79L138 80L139 79V77H141V75H143V71H145V68H144V70L142 69L143 67H140V62L141 61H143V54H141V49L140 50H138L137 48H136V45L134 46H132ZM208 47V46H207ZM27 48V47H26ZM76 48V47H75ZM5 49V48H4ZM74 48H72V50H73ZM77 49V48H76ZM76 49H74V51H76ZM84 49H85V51H84ZM86 47H84L83 46V50H80L78 53H81L82 55H83V53H86ZM94 49H92L93 51H94ZM95 49V50H96ZM115 49V48H114ZM199 49V50H200ZM116 50V49H115ZM198 50V51H199ZM23 51V50H22ZM100 51V50H99ZM209 51V50H208ZM6 52H7V54H6ZM97 52V51H96ZM2 53V52H1ZM22 53V52H21ZM99 53V52H98ZM115 53V52H114ZM125 53H126V51H125ZM143 53V52H142ZM211 53H213V54H211ZM3 54V53H2ZM49 55H51V54H49ZM53 55V54H52ZM203 55V54H202ZM208 55H206L207 56V58L209 59V57H208ZM11 57V59L12 60H9V58L8 57ZM18 56V57H17ZM53 56H55V55H53ZM52 56V57H53ZM57 57V56H56ZM55 57V58H56ZM83 57H84V55H83ZM56 59H58V58H56ZM84 59V58H83ZM96 59V58H95ZM86 60H88V59H86ZM90 61V60H89ZM89 61H87L88 63H89ZM50 63H51V65L50 66H48V75H47V77H46V79H47V83L49 84V86H50V89L52 90V91H54V90H56L57 89V85H60L61 84V82H63L64 84H63V87H64V92L62 93V95H63V97H62V95H60V97H62V99L61 100H58L59 102H57V103H60V104H58L59 106V108H62L60 111L58 110L59 108L57 107V105L56 104H51L48 108H47V110L46 111H44V112H42V111H40L41 110V108H40V110L38 109V106H40V105H42L43 103H42V101H43V97H45L44 96V94L46 93V92H44V88L43 89H40V88H38V86L36 87L35 85H33V80H35V79H33L32 77L33 76H31L30 78H32V81L31 80H29V81H27L28 82V85L30 86L29 87V91H28V93L30 94V95H28V93L27 92H25V93H27V97L29 98V101H28V99H27V101H28V103L26 102V100H23V102L21 101V103H18L19 102V100H18V102H17V98L15 99L14 97V102H16V103H18V104H14V105H16L17 106V108H12L13 106L12 105H10L9 103H8V105H7V103H4V101L2 102V98H4V96H6V98L8 99V97H9V95L10 94H12V95H15L14 93H13V91L15 92V89L16 88H19V86H18V84L20 83V88L22 87L21 86V84H23V82L22 81H19L18 83H17V79H16V76L18 75V74H16V72H17V66H8V68H9V70H6V72L5 73H3L4 71H3V69H4V67L6 68L7 66H0V148H3V147H5L4 149L5 150H3L2 152H0V182H3V180H4V182L6 183V185H5V187H3L2 188V190L0 189V198H2L3 197V199L1 200V202H0V240L1 239H3L4 238V234H7V233H4V232H6V231H4L3 232V229H4V225H5V221L7 222V220H6V216L8 215L7 213H10V209L12 208L11 206H12V204L14 203V204H16V205H24L25 203H27L28 202V200L30 199V197L31 198H37V199H39V198H41V197H45L46 198V200H48L49 199V196H48V190H47V192H42L41 190H40V188L37 186L38 185V183L39 184H41V181L40 182H36V184H34L33 185V187H25V188H21V190H17V178H18V176L20 175V174H22V171L23 170H21L22 169V167H27L28 168V166L30 165L29 163H30V160H33V161H37V162H34L35 163V165H36V163H38V164H41V163H39V161L40 162H42V164H43V162L46 160V159H49V158H47V156H49V155H47L46 156V154H43V156L45 155V157H46V159L43 157L42 158V154H41V152H40V154H41V156L39 155V147L40 146H38V148H35V149H38V150H34V149H30V148H32L34 145L36 146V144H37V142H38V144L39 145H43V141L42 142H40V141H38V140H40V138H41V136L44 134V132H46L45 134L47 135H49V142L50 143H52L53 142V140H54V142H58L57 140L59 139L57 136V134H59L62 130H68L69 129V127H76V125H78L79 123L81 124H85V125H87V122L88 121H86V118L85 117H80V115H79V117H75V118H69L70 116H65V113H64V111H66L67 110V108H64V107H62V106H64L63 105V103H66V102H71V100H72V102H71V104L72 103H75V104H77L76 103V101L75 102H73V100H75V98H76V96H77V94H76V91H73V86H75L76 85V81L78 80L79 81V76L77 77V68L75 67V66H58L59 64H57L56 63V60L55 59H53V58H50ZM90 63H91V61H90ZM14 64V63H13ZM92 64V63H91ZM106 64V63H105ZM102 65V66H97L95 69H94V67L95 66H92L93 67V69H91L92 67L91 66H83L84 68H81V69H85V70H91L92 71V73H90L89 72V74H90V76H91V79H89L88 77V79L89 80H91L92 82L91 83H93V81H95L94 83V85L92 84V87H90L89 88V85H88V91L90 92V96H92V94H95V95H98V97H97V99L99 98V97H101L100 99H102L104 102H106L107 100L109 101V99H107L109 96L107 95V91H109V89L112 91V92H109V93H111V95L112 96H114L112 99L114 100V103L111 105V109H110V115H109V117H106L107 115H105V116H101V115H99L98 117H97V120L94 122L95 124H97V125H100L101 124V122L103 121V122H105L106 123V125H105V123H104V125L105 126H101L100 125V127H99V129H98V131H96L95 132V134H93V133H85V134H87L88 136H91V138L93 137V138H95L94 136H98L97 137V139L99 138V139H104L105 138V141H107L106 140V137L109 135L110 136V134L112 135V134H114L115 136H117L116 138H119V140L121 141V142H119L120 143V145H119V147L121 146V147H123V149L125 150V148H127V146L129 147V146H133L132 148H134V149H136L135 151L136 152H139V151H141L142 153L144 152V154H145V157H146V160H145V157H144V159L142 160V161H140V163L139 164H141L140 166V169H143L144 167V169H148L149 170V172L150 171H152V172H154L155 174H156V172H157V170H159L160 168H162L163 170H165L166 171V182H165V185H164V183H162L164 186H166L167 188H168V190H169V194L170 195H175V196H180V197H183V196H187V193H188V195H190L191 197H193L194 198V200L196 201V202H198L202 207L204 206H206V205H204V204H206V203H204L203 201L204 200H202V198H200V196L198 197V196H195V194H194V192H193V189H192V187H190L189 186V184L187 183H185V182H181L180 181V178H177L178 180H179V183L180 184H177V182H178V180H176V174H178L179 172L177 171V165L176 164H174V163H171V161H172V157L170 158V156H169V158L171 159V160H169V158L167 157L166 159H168V161L167 160H164V161H162L163 159H156V157H155V155L157 156V152H156V154L154 155V153L155 152H153V149H151V146L149 147V146H145V145H143L142 146V143H141V145H139L140 143H138V137L137 138H133V137H136V136H133V135H135V134H133V135H131V137H129L127 134H129V133H127V131L125 130V129H123L122 127H121V125L120 124H122V120L124 119L125 120V118L126 119H128V117L130 116L129 115V110H127V108H126V105L124 104V103H122V101L120 100V96H119V94L121 95V89H122V87L124 86V85H122V84H120V83H117L118 82V80L117 81H113L117 76L115 75V78L113 79L112 78V76H114V71L115 70H113V69H111V68H115V67H111V66H107V65ZM10 65H12V64H10ZM138 65H139V67L141 68H138ZM214 66V67H215ZM26 67V66H25ZM124 67V66H123ZM128 67H130V66H128ZM127 66H125V69L126 68H128ZM180 67H182V66H180ZM33 68H36L35 66H27L26 67V69L24 68L22 71H24L25 73H23L24 75H33V74H30L31 73V70H33ZM22 69V68H21ZM94 70V71H93ZM113 70V71H112ZM117 70H118V68H117ZM127 70V69H126ZM21 71V70H20ZM45 71V70H44ZM35 72V71H34ZM33 72V73H34ZM37 72V71H36ZM87 72V71H86ZM123 72V71H122ZM121 72V73H122ZM19 73V72H18ZM26 73H29V74H26ZM46 73H47V71H46ZM114 73V74H113ZM117 73V72H116ZM119 74V73H118ZM127 74H128V72H127ZM220 74H221V76H220ZM264 74V73H263ZM38 75V74H37ZM45 75V74H44ZM86 75V74H85ZM228 75V76H229ZM25 76V77H26ZM43 76V75H42ZM41 76V77H42ZM89 76V75H88ZM220 76V77H219ZM28 77V76H27ZM125 77V76H124ZM17 78H18V80L20 79V77H18L17 76ZM22 78V77H21ZM55 78V79H54ZM130 78V79H129ZM230 78V77H229ZM23 79V78H22ZM21 79V80H22ZM39 79V78H38ZM60 80V81H58V83L59 84H57L56 82H55V80ZM86 79V78H85ZM111 79H113V80H111ZM125 79V78H124ZM126 79V80H127ZM148 79V78H147ZM231 79V78H230ZM42 80V79H41ZM121 80V79H120ZM133 80H135V81H133ZM140 80V79H139ZM25 81V80H24ZM46 81V80H45ZM221 81H222V79H221ZM22 82V83H21ZM88 82H90V81H88ZM127 82V81H126ZM138 82V81H137ZM136 82V83H137ZM148 82V81H147ZM146 82V83H147ZM74 83H75V85H74ZM84 83V82H83ZM90 83V84H91ZM149 83V82H148ZM187 83V82H186ZM189 83V82H188ZM225 83V82H224ZM223 83V84H224ZM232 83V82H231ZM45 84V83H44ZM79 84V83H78ZM82 84V83H81ZM125 84V83H124ZM129 84V83H128ZM132 84V83H131ZM131 84H130V86H131ZM184 84V83H183ZM222 84V83H221ZM227 84V83H226ZM28 85H27V87L26 88H28ZM42 85V84H41ZM40 85V86H41ZM120 85H122V87L120 86ZM148 85V88H149V85L150 84H147ZM225 85V84H224ZM223 85V86H224ZM228 85H230V84H228ZM228 85H226V87L228 86ZM233 85V84H232ZM231 85V86H232ZM26 86V85H25ZM128 86V85H127ZM236 86V85H235ZM24 87V86H23ZM125 87V86H124ZM133 87V86H132ZM140 87V86H139ZM229 87V86H228ZM45 88H47V86H45ZM61 88V87H60ZM78 88V87H77ZM87 88V87H86ZM121 88V89H120ZM141 88V87H140ZM139 88V89H140ZM148 88H147V90H148ZM223 88V87H222ZM230 88V87H229ZM237 88V87H236ZM14 89V90H13ZM25 89V88H24ZM75 89V88H74ZM81 89H83L84 90V88H81ZM123 89H125V88H123ZM154 89V88H153ZM13 90V91H12ZM19 90V89H18ZM76 90V89H75ZM78 90V89H77ZM80 90V89H79ZM78 90V91H79ZM127 90V89H126ZM141 91L140 92H137L136 93V95H139V96H141L142 97V100L146 97V96H144L143 94H144V90H142V89H140ZM152 87H151V89L149 90V93H151L152 91H154V90H152ZM232 90V89H231ZM12 91V93H9V92H11ZM16 91H17V89H16ZM48 91V90H47ZM58 91V90H57ZM81 91V90H80ZM128 91V90H127ZM126 91V92H127ZM139 91V90H138ZM151 91V92H150ZM230 91V90H229ZM235 91V90H234ZM62 92V91H61ZM83 92V91H82ZM145 92H146V90H145ZM155 92V91H154ZM8 93H9V95H8ZM18 93V92H17ZM16 93V94H17ZM52 93H55V92H51V94ZM108 93V94H109ZM147 93V92H146ZM145 93V94H146ZM56 94H58V93H56ZM134 94V93H133ZM8 95V96H7ZM12 95H11V97H12ZM107 95V96H106ZM135 95V94H134ZM149 95V94H148ZM151 95V97L149 98L150 100H149V106H150V111L148 112V111H146L145 109L147 108V104H146V106H145V104H144V106L146 107H144L143 109L146 111V112H144V110H143V113H144V115H143V117L145 116V118L143 119V117H142V119H140V120H142L141 122H140V124H136L135 123V119H134V122H132V121H130V119H132V117L131 118H129V120H128V122L130 121V122H132L133 124L135 123L136 125H137V127H139V126H141V127H139V129L140 128H142V130H143V128H145V130L146 131H148V136H150L153 140H152V142L153 141H159L158 139L159 138H157V132H156V130L153 128H151V127H149L148 125H152V127H153V125L154 126H159V124L161 123V116H158L157 114H156V116H158V117H156L155 116V114L153 115V112L155 111V109L157 108V106H158V104H160L159 103V99L158 98H156V96L154 97V94L152 95V94H150ZM227 95V94H226ZM26 96H24V97H26ZM89 96V95H88ZM111 96V97H112ZM138 96V98L139 99H141L140 97ZM232 96H236V95H232ZM11 97H10V100L8 101V102H10L11 100L13 101V98L11 99ZM26 97V98H27ZM110 97V98H111ZM123 97V96H122ZM196 97V96H195ZM227 97V96H226ZM55 98V97H54ZM53 98V99H54ZM216 98V97H215ZM214 98V99H215ZM5 99V98H4ZM25 99V98H24ZM57 99V98H56ZM219 99V98H218ZM16 100V101H15ZM22 100V99H21ZM55 100V99H54ZM217 100V99H216ZM227 100V99H226ZM80 101V100H79ZM82 101H84V100H82ZM98 101V100H97ZM103 101H102V103H103ZM112 100H110V102H111ZM174 101V100H173ZM14 102H12V104L14 103ZM78 102V101H77ZM101 102V101H100ZM113 102V101H112ZM126 102V101H125ZM141 102H143V101H141ZM227 102V101H226ZM236 102V101H235ZM86 103V102H85ZM145 103V102H144ZM183 103H185V102H183L182 101V105L184 106V104ZM224 103V102H223ZM88 104V103H87ZM101 104V103H100ZM105 104V103H104ZM110 104V103H109ZM176 104V103H175ZM186 104V103H185ZM72 105H74V104H72ZM78 105V104H77ZM76 105V106H77ZM99 105V104H98ZM97 105V106H98ZM141 105V104H140ZM142 105H143V103H142ZM172 105V104H171ZM180 105V104H179ZM187 105V104H186ZM9 106H11V108L9 107ZM15 106V107H16ZM85 106V105H84ZM100 106V105H99ZM103 106H106V105H103ZM183 106H177V108L172 112V115L176 118V117H180V115H182L181 113H182V109H183ZM224 106H226V105H224ZM231 106V105H230ZM70 107H72V106H70ZM70 107H69V109H70ZM110 107V106H109ZM142 107V106H141ZM170 107V106H169ZM229 107V106H228ZM78 108V107H77ZM130 108V107H129ZM236 108V107H235ZM64 109H66V110H64ZM78 109H80V108H78ZM88 109V108H87ZM87 109H86V111H87ZM93 109V108H92ZM106 109V108H105ZM249 109H251V113H250V115H249ZM39 110V111H38ZM58 110V111H57ZM73 110V109H72ZM76 110V109H75ZM82 110V109H81ZM85 110V109H84ZM83 110V111H84ZM108 110V109H107ZM171 110V109H170ZM228 110V109H227ZM235 110V109H234ZM236 110H235V113H236ZM17 111V113H15ZM69 111V110H68ZM80 111V110H79ZM82 111V112H83ZM89 111V110H88ZM87 111V112H88ZM93 111V110H92ZM130 111H131V109H130ZM172 111V110H171ZM14 112V113H13ZM41 112V113H40ZM71 112V111H70ZM69 112V113H70ZM81 112V111H80ZM100 112V111H99ZM98 112V113H99ZM102 112V111H101ZM100 112V113H101ZM108 113H109V111H107ZM156 112V111H155ZM62 113H64V116H63V114ZM67 113V112H66ZM74 113V112H73ZM75 113H76V111H75ZM90 113V112H89ZM95 114H96V112H94ZM99 113V114H100ZM102 113H104V112H102ZM140 113V112H139ZM258 113V112H257ZM260 113V112H259ZM71 114H72V112H71ZM70 114V115H71ZM78 114H79V112H78ZM86 114V113H85ZM141 114V113H140ZM73 115V114H72ZM84 115V114H83ZM97 115V114H96ZM139 115V114H138ZM170 115V114H169ZM235 115V114H234ZM249 115V116H248ZM260 115V114H259ZM53 116H55L56 118H54ZM89 116V115H88ZM91 116V115H90ZM142 116V115H141ZM231 116V115H230ZM257 116V115H256ZM262 116V115H261ZM52 117L54 118V119H52ZM64 117V118H63ZM66 117H68V119L66 118ZM73 117V116H72ZM139 117V116H138ZM248 117V118H247ZM252 117V116H251ZM254 117V116H253ZM66 118V119H65ZM88 118V117H87ZM96 118V117H95ZM135 118V117H134ZM181 118V117H180ZM65 119V120H64ZM88 119H90V118H88ZM115 119V122L117 121L118 122V124L119 125H117V126H113V124H116V123H113V121L111 122V120H114ZM137 119V118H136ZM248 119V120H247ZM256 119V118H255ZM140 120H137L138 122L140 121ZM177 120V119H176ZM119 121L121 122V123H119ZM255 121V120H254ZM263 121V120H262ZM90 122V121H89ZM126 122V121H125ZM124 122V123H125ZM128 122H126V123H128ZM248 122V123H247ZM252 122V121H251ZM254 123V122H253ZM261 123V122H260ZM259 123V124H260ZM162 124V123H161ZM234 124H236V122L234 123ZM85 125H83V126H85ZM89 125V124H88ZM123 125V124H122ZM131 125V124H130ZM135 125V126H136ZM238 125V126H239ZM124 126H125V124H124ZM148 126V127H147ZM86 127V126H85ZM230 127V126H229ZM234 127V126H233ZM237 127V126H236ZM254 127V126H253ZM262 127V126H261ZM264 127V126H263ZM97 128V127H96ZM96 128H94V129H96ZM127 128V127H126ZM157 128V127H156ZM227 128V127H226ZM75 129V128H74ZM84 129V128H83ZM85 129H87V128H85ZM89 129V128H88ZM130 129V128H129ZM138 129V130H139ZM161 129V128H160ZM229 129H231V128H229ZM233 129V128H232ZM236 129V128H235ZM238 129V128H237ZM253 129V128H252ZM251 129V130H252ZM66 130V131H67ZM71 130V129H70ZM73 130V129H72ZM76 130V129H75ZM93 130V129H92ZM128 130V129H127ZM162 130V129H161ZM225 130V131H224ZM227 129H223V133L222 134H224V133H226V132H228L229 133V131L230 130H228V131H226ZM256 130V129H255ZM84 131V130H83ZM85 131H87V130H85ZM89 131V130H88ZM94 131V130H93ZM93 131H91V132H93ZM146 131H144L145 133H147ZM235 131V130H234ZM257 131H259V130H257ZM262 132V134H263V129L261 130ZM69 132V131H68ZM67 132V133H68ZM140 132V131H139ZM143 132V133H144ZM237 132V131H236ZM235 132V133H236ZM142 133V132H141ZM144 133V134H145ZM161 133V132H160ZM163 133V132H162ZM228 133H227V135H228ZM242 133V132H241ZM251 133H254L253 131L251 132ZM257 133H259V132H257ZM70 134V133H69ZM68 134V135H69ZM237 134V133H236ZM249 134V133H248ZM57 135V136H56ZM82 136L84 135V133H82L81 134ZM141 135V134H140ZM219 135V134H218ZM252 135V134H251ZM254 135V134H253ZM65 136V135H64ZM70 136V135H69ZM69 136H67V137H69ZM87 136V137H88ZM113 136V135H112ZM133 136V137H132ZM137 136H139V134L137 135ZM161 136V135H160ZM159 136V137H160ZM224 136H225V134H224ZM44 137V136H43ZM111 137V136H110ZM145 137H147V136H145ZM251 137V136H250ZM263 137V136H262ZM261 137V138H262ZM56 138H58L56 141H55V139ZM65 138V137H64ZM78 138V137H77ZM89 138V137H88ZM90 138V139H91ZM151 138H149V139H151ZM239 138V137H238ZM62 139H63V137H62ZM61 139V141H59L58 142V144L60 143V142H62V143H64V141H66V140H62ZM73 139V138H72ZM75 139V138H74ZM108 139H109V137H108ZM137 139V140H136ZM143 139H145V138H142V140ZM169 139H170V137H169ZM179 139V138H178ZM235 139H237V138H235ZM240 139V138H239ZM238 139V140H239ZM245 139V138H244ZM262 139H264V138H262ZM60 140V139H59ZM69 140V139H68ZM81 140H83V139H81ZM86 140H88L87 138L85 139V141L83 142V143H86ZM164 140V139H163ZM249 140H251V139H249ZM52 141V142H51ZM74 141V140H73ZM77 141V140H76ZM101 141H103V140H101ZM150 141V140H149ZM171 141V140H170ZM170 141H168V142H166L165 143V147H171V148H173L172 147V143L170 142ZM228 141V140H227ZM48 142V143H49ZM81 142V143H82ZM104 142V141H103ZM151 142V141H150ZM161 142V141H160ZM239 142V141H238ZM251 142V141H250ZM261 142V141H260ZM45 143V142H44ZM61 143V144H62ZM118 143V142H117ZM144 143V142H143ZM154 143V142H153ZM232 140H231V142L227 145L228 147H229V151H231V153H232V151L234 152V154L235 153H237L238 155H237V158L234 160V161H231V169L233 170H231L230 168V170L232 171V172H234L235 173V171L237 170V169H241V170H245L246 171V168L248 169H250V166H253L254 164H256L257 163V161L260 163L262 160H263V156H264V151H262L261 153L263 154V156H261V155H257V154H254V153H251V152H249L248 151V149H246V144H245V146L246 147H240L238 144H236L235 142L234 143H232ZM241 143V142H240ZM244 143V142H243ZM71 144V143H70ZM73 144V143H72ZM71 144V145H72ZM157 144V143H156ZM155 144V145H156ZM248 144H250V143H248ZM55 145V144H54ZM54 145H51V146H54ZM75 145V144H74ZM85 145V144H84ZM241 145V144H240ZM263 145H264V143H263ZM47 146V145H46ZM50 146V144L47 146V147H49ZM56 146V145H55ZM64 146V145H63ZM67 146V145H66ZM216 146V145H215ZM226 146V145H225ZM224 146V147H225ZM250 146V145H249ZM252 146V145H251ZM257 146V145H256ZM44 147H45V145H44ZM46 147V148H47ZM58 147H60V145L58 146ZM57 147V148H58ZM62 147V146H61ZM68 147H71V146H68ZM84 147V146H83ZM82 147V148H83ZM102 147H103V145H102ZM105 147V146H104ZM101 148V149H96V151H93L92 150V152L90 151V150H88L87 151V147L85 146L84 148H86V151L85 150H83V151H81L80 152V154L78 155V154H76V157L78 156V157H80L81 158V161H87V165H86V167L88 168L89 167V169L90 170H93V171H95V169H92L94 166H92V165H94L95 163H94V161H93V163L94 164H92L91 165V161L94 159L95 160V158L96 159H98V160H100V158L102 157H104L103 155H105V152L107 153V154H109V151H106L107 150V146H106V148ZM117 148H119L118 146H116ZM121 147H120V149L119 150H121ZM152 147H154V144H153V146ZM219 147V146H218ZM223 147V146H222ZM260 147V146H259ZM262 147V146H261ZM26 148H29V149H27L29 152H28V154L26 155H24V157L22 156V151L24 152V150L26 149ZM110 148V147H109ZM108 148V149H109ZM111 148L112 149H115V147L113 148V146L111 145ZM110 148V149H111ZM44 149V148H43ZM51 149V148H50ZM106 149V150H105ZM134 149H132V151L134 150ZM176 149H177V147H176ZM253 149V148H252ZM258 149V148H257ZM263 149H264V147H263ZM262 149V150H263ZM1 150V149H0ZM33 150V151H32ZM40 150H41V148H40ZM48 150V149H47ZM127 150H129V149H127ZM139 150V151H138ZM157 150V149H156ZM227 150V149H226ZM251 150V149H250ZM26 151V150H25ZM35 151V152H34ZM44 151V150H43ZM42 151V152H43ZM60 151V150H59ZM58 151V152H59ZM65 151V150H64ZM72 151H74V150H72ZM76 151V150H75ZM73 152V153H77V152ZM114 151H116V153H117V151H118V149H116V150H114ZM122 151V150H121ZM164 151H165V149H164ZM218 151V150H217ZM222 151V149L220 150V152ZM228 151V152H229ZM254 151V150H253ZM27 152V151H26ZM68 152V151H67ZM111 152H113V150L111 151ZM120 152V151H119ZM128 152V151H127ZM134 152V151H133ZM161 152V151H160ZM168 152V151H167ZM172 152V151H171ZM225 151H223V153H224ZM257 152V151H256ZM31 153V154H30ZM44 153H48V152H45L44 151ZM65 153V152H64ZM79 153V152H78ZM114 153V152H113ZM170 153V152H169ZM174 153H175V151H174ZM222 153V152H221ZM220 153V154H221ZM230 153V152H229ZM230 153V154H231ZM24 154V153H23ZM68 154H70V153H68ZM67 154V155H68ZM107 154H106V157H109V156H107ZM135 154V153H134ZM234 154H233V156H234ZM115 155V154H114ZM122 156H124V154H121ZM127 155V154H126ZM131 155V154H130ZM139 157H137V158H142L141 156H143V155H139V154H137ZM166 155V154H165ZM170 155V154H169ZM178 155V154H177ZM223 155V154H222ZM60 156V155H59ZM68 156H70L71 157V155H68ZM73 157H74V155H72ZM120 156V155H119ZM132 156H135V155H132ZM51 157V156H50ZM67 157V156H66ZM111 157V156H110ZM159 157V156H158ZM157 157V158H158ZM174 157V156H173ZM220 157H221V155H220ZM230 157V156H229ZM22 158H24V159H22ZM61 158V157H60ZM60 158H58V159H60ZM64 158H65V156H64ZM69 158V157H68ZM80 158L78 159V161H80ZM101 158V161L103 160ZM115 158V157H114ZM114 158H113V160H114ZM121 158V157H120ZM118 159L117 158V160L116 161H113L112 162V164H110L109 163V165L108 164H105V163H101V164H99L98 163V165L97 166H99V167H97V168H99L101 171H103L104 172V174L106 175L104 178V180H106V182L108 181V180H110V178L111 177H113L112 175H113V172H114V174L115 173H117V175L116 176H118L119 178H120V181L122 182V181H125V179L128 177V175L131 173L132 174V176H133V174H134V176L136 175V174H138V173H133V172H135V169H134V166H133V164L132 163H130V162H132V161H130L128 158V160H125V159ZM71 159H73V158H71ZM70 159V160H71ZM75 159V158H74ZM83 159V160H82ZM106 159V158H105ZM110 159V158H109ZM25 160H29V162L28 161H25ZM77 160V159H76ZM137 160V159H136ZM139 160V159H138ZM221 160H223V159H221ZM32 161V162H33ZM61 161V160H60ZM80 161V162H81ZM96 161V160H95ZM106 161V160H105ZM111 161H112V159H111ZM110 161V162H111ZM220 161V160H219ZM31 162V163H32ZM48 162V161H47ZM52 162H54V161H52ZM52 162H50L51 164H52ZM57 162V163H56ZM74 162V161H73ZM109 161H107V163H108ZM134 162H135V160H134ZM230 162V161H229ZM254 162H256V163H254ZM49 163V162H48ZM50 163H49V165H48V167L46 166V163H45V166L44 167H46V170L48 171V175L50 176L51 174V176H52V178H53V176H54V174L57 176V174L58 173H61V171H62V169H63V167H65V166H63V167H61L62 166V164L63 163H58V160L56 159V161L52 164V165H50ZM72 163V162H71ZM75 163H76V161H75ZM78 163V162H77ZM83 165L85 164V163H83V162H81ZM90 163V164H89ZM136 163V162H135ZM262 163V162H261ZM33 164V163H32ZM73 164V163H72ZM72 164H71V166H72ZM138 164V165H139ZM219 164V163H218ZM220 164H221V162H220ZM253 164V165H252ZM26 165H28V166H26ZM34 165V167H33V165H32V171H33V169H35V166ZM61 165V166H60ZM76 165V164H75ZM79 165H80V163H79ZM222 165V164H221ZM228 165V164H227ZM39 166V168L41 167V165H38ZM42 166V167H43ZM92 166V167H91ZM122 166H127L128 168H129V171H130V173H126L127 174V177H126V175L125 174H122L121 172V169H122ZM219 166V165H218ZM229 166V167H230ZM66 167H68V166H66ZM73 167V166H72ZM81 167V166H80ZM216 167V166H215ZM20 168V169H19ZM68 168H70V166L68 167ZM74 168V167H73ZM95 168V167H94ZM96 168V169H97ZM121 168V169H120ZM217 169L219 168H221L220 166L219 167H216ZM251 168H253V167H251ZM24 169V168H23ZM30 169V168H29ZM37 169H38V167L35 169V171H37ZM40 169H42V168H40ZM67 169V168H66ZM75 169V168H74ZM79 169V168H78ZM88 169V170H89ZM127 169V168H126ZM136 169H137V167H136ZM139 169V170H140ZM218 169V170H219ZM223 168H221V170H222ZM239 169V170H240ZM256 169V168H255ZM44 170H45V168H44ZM77 170V169H76ZM82 170H83V168H82ZM87 170V171H88ZM113 170V171H112ZM119 170L121 171L120 173H119ZM161 170V169H160ZM220 170V171H221ZM229 170V171H230ZM257 170H258V168H257ZM262 170H263V168H262ZM50 171V172H49ZM85 171H86V169H85ZM86 171V173H89V172H87ZM142 171V170H141ZM144 171V170H143ZM162 171V170H161ZM217 171V170H216ZM228 171V170H227ZM238 171V170H237ZM236 171V172H237ZM242 171V172H243ZM261 171V170H260ZM28 172V171H27ZM38 172V171H37ZM66 172V171H65ZM64 172V170H63V172L62 173H65ZM80 172V171H79ZM147 172V171H146ZM151 172V173H152ZM241 172V171H240ZM247 172V171H246ZM257 172H259V171H257ZM44 173V172H43ZM50 173V174H49ZM68 173H69V170H68ZM94 173V172H93ZM95 173H97V172H95ZM141 173V172H140ZM158 174H159V172H157ZM162 173V172H161ZM165 173V172H164ZM224 173V172H223ZM225 173H227V172H225ZM233 173V174H234ZM262 173V172H261ZM82 174V173H81ZM103 174V173H102ZM103 174V175H104ZM144 174V175H143ZM141 173V174H138V175H141V177H144L146 174H145V172L144 173ZM239 174V173H238ZM237 174V175H238ZM248 174V173H247ZM252 174V173H251ZM59 175V174H58ZM66 175H69V174H67L66 173ZM65 175V176H66ZM71 175V174H70ZM94 175V174H93ZM96 175V174H95ZM143 175V176H142ZM148 175V174H147ZM150 175V174H149ZM152 175H154V174H152ZM157 175V174H156ZM155 175V176H156ZM160 175V174H159ZM159 175H157V177L154 179H151L150 177H149V179H148V177L147 178H144L146 181H149V182H151L152 183V185L154 184V186L155 187H157L160 183H161V179L162 178H160L159 179ZM163 175V174H162ZM165 175V174H164ZM179 175H180V173H179ZM244 175V174H243ZM259 175V174H258ZM60 176H62L61 174H60ZM82 176H85V175H82ZM90 176H92V175H90ZM90 176H88V177H90ZM131 175H129V177H130ZM133 176V178H135ZM235 176H236V174H235ZM257 176V175H256ZM63 177V176H62ZM67 177V176H66ZM128 177V178H129ZM140 177V176H139ZM153 177V176H152ZM163 177V176H162ZM165 177V176H164ZM178 177V176H177ZM242 177V176H241ZM250 177V176H249ZM260 177V176H259ZM73 178V177H72ZM83 178V177H82ZM91 178H93V177H91ZM119 178H118V180H119ZM233 178V177H232ZM51 179V178H50ZM57 179V178H56ZM61 179V178H60ZM88 179H90V178H87V177H84V179H83V183H85V182H87V181H89ZM112 179V178H111ZM115 179H117V178H115ZM140 179H142V178H140ZM144 179H142V181H144ZM183 179V178H182ZM6 180V181H5ZM54 180V179H53ZM53 180H51V181H53ZM58 180V179H57ZM129 180V179H128ZM134 180V179H133ZM242 180V179H241ZM257 180V179H256ZM55 181V180H54ZM53 181V182H54ZM61 181H62V179H61ZM120 181H116V182H120ZM141 181V182H142ZM162 181H164V180H162ZM177 181V182H176ZM182 181H184V180H182ZM248 181V180H247ZM255 181V180H254ZM259 181V180H258ZM66 182V181H65ZM64 182V183H65ZM120 182V183H121ZM149 182H147V184L149 183ZM240 182V181H239ZM245 182V181H244ZM19 183V182H18ZM105 183V182H104ZM103 183V184H104ZM108 183H109V181H108ZM124 183V182H123ZM127 183H128V181H127ZM150 183V184H151ZM122 184V183H121ZM145 184H146V182H145ZM150 184H148V185H150ZM241 184V183H240ZM2 185V184H1ZM67 185V184H66ZM82 185V184H81ZM105 185V184H104ZM118 185V184H117ZM138 185V184H137ZM152 185H150V186H152ZM39 186H41V185H39ZM69 186V185H68ZM107 186H110V185H107ZM122 186V185H121ZM120 186V187H121ZM124 186V185H123ZM129 186H130V184H129ZM153 186V187H154ZM190 188H189V187ZM42 187V186H41ZM63 187V186H62ZM98 187V186H97ZM116 187V186H115ZM138 187V186H137ZM160 187H161V185H160ZM159 187V188H160ZM163 187V186H162ZM165 187V188H166ZM238 187V186H237ZM236 187V188H237ZM242 187V186H241ZM5 188V189H4ZM54 188V187H53ZM101 188V187H100ZM107 188V187H106ZM117 188H119V187H117ZM144 188V187H143ZM146 188H148V187H146ZM218 188V187H217ZM235 188V187H234ZM235 188V189H236ZM42 189V188H41ZM50 189H52V187L50 188ZM70 189V188H69ZM96 189V188H95ZM98 189V188H97ZM103 189V188H102ZM104 189H105V187H104ZM116 189V188H115ZM111 190V188H110V193H108L109 194V196H114V197H116V196H126V195H128V197H129V194H126V191L127 190H124L123 192H118L117 190ZM123 189H125V188H123ZM145 189V188H144ZM149 189V188H148ZM147 189V190H148ZM153 189V188H152ZM263 189V188H262ZM101 190V189H100ZM106 190V189H105ZM119 190V189H118ZM121 190V189H120ZM141 190V189H140ZM156 190V189H155ZM158 190V189H157ZM242 190V189H241ZM70 191H71V189H70ZM72 191H74L73 189H72ZM94 191V190H93ZM98 191V190H97ZM106 191H108V190H106ZM145 191H146V189H145ZM165 191V190H164ZM223 191V190H222ZM256 191H257V189H256ZM92 192V191H91ZM138 192H139V190H138ZM142 192V191H141ZM147 192V191H146ZM167 192V191H166ZM214 192V191H213ZM219 192V191H218ZM233 192H235V191H233ZM237 192V191H236ZM235 192V193H236ZM258 192H260V191H258ZM58 193H60V191L58 192ZM58 193L56 192L55 194H57L58 195ZM66 193H68V192H66ZM66 193H60V195H61V197H62V195H63V197H62V201H63V199H65L66 197L68 198V195H66ZM74 193H76V192H74ZM88 193V192H87ZM95 193V192H94ZM140 193V192H139ZM229 193V192H228ZM241 193V192H240ZM54 194V195H55ZM65 194V195H64ZM72 194V193H71ZM78 194V193H77ZM76 194V195H77ZM86 194V193H85ZM84 194V195H85ZM133 194V193H132ZM142 195H143V193H141ZM232 194V193H231ZM239 194V193H238ZM236 195L235 194V197H236V199H235V201L237 202V201H239L238 200V198L240 197V195H242V194H240V195ZM17 195H19V196H17ZM50 196H52L53 194H49ZM56 195V196H57ZM59 195V196H60ZM73 195V194H72ZM71 195V196H72ZM75 195V194H74ZM74 195L72 196V198L74 197ZM80 195V194H79ZM88 195V194H87ZM134 195H136V193L134 194ZM140 195V194H139ZM138 194H137V196H139ZM167 195H168V193H167ZM218 195V194H217ZM228 195V194H227ZM65 196V197H64ZM69 196H70V194H69ZM81 196H82V194H81ZM132 196V195H131ZM150 196V195H149ZM169 196V195H168ZM232 196V195H231ZM262 196H264V195H262ZM53 197V196H52ZM76 197H78V196H75V198ZM127 197V196H126ZM127 197V198H128ZM171 197V196H170ZM187 197H189V196H187ZM217 197V196H216ZM225 197V196H224ZM233 197V196H232ZM24 198H25V200H24ZM44 198V199H45ZM48 198V199H47ZM55 198V197H54ZM61 200V198L60 197H56L55 199H57L58 201H59V199ZM118 198V197H117ZM120 198V197H119ZM133 198H134V196H133ZM139 198V197H138ZM156 198V197H155ZM155 198H154V202L156 201L155 200ZM165 198V197H164ZM162 199V201L160 200V198L158 199V198H156V199H158L155 203L157 204L158 202H159V204H158V207L157 208H159V210L160 209H162V207H163V204L165 203V199ZM166 198L168 199L169 197H167L166 196ZM226 198V197H225ZM229 198V197H228ZM53 198H50V203H53L54 201H55V199H53ZM78 199V198H77ZM111 199V198H110ZM123 199V198H122ZM126 199V198H125ZM140 199V198H139ZM70 200V199H69ZM79 200V199H78ZM118 200V199H117ZM116 200V201H117ZM138 200V199H137ZM141 200V199H140ZM148 200H149V198H148ZM151 200V199H150ZM163 200H165L164 202H163ZM35 201V200H34ZM72 201V200H71ZM77 201V200H76ZM139 201V200H138ZM142 201V200H141ZM152 201V200H151ZM224 201V200H223ZM242 201V200H241ZM68 202V201H67ZM147 202V201H146ZM205 202H206V200H205ZM35 203V202H34ZM117 203V202H116ZM141 203V202H140ZM139 203V204H140ZM149 203H151V202H149ZM149 203H147V204H149ZM55 206H56V204H59L57 201H56V203L54 202L53 203ZM63 204V203H62ZM61 204V205H62ZM81 204V203H80ZM85 204V203H84ZM138 204V205H139ZM227 204V203H226ZM233 204H234V202H233ZM241 204V203H240ZM153 205V204H152ZM155 205V204H154ZM225 205V204H224ZM235 205H237V204H235ZM239 205V204H238ZM238 205L237 206H235L234 207V209H233V211H232V218L230 219V218H228V219H230L229 221L228 220H226L224 217H223V219H225V220H223V219H221V218H219L218 217V214L216 215V213L217 212H214L213 211V209L211 210V209H209V207L208 208H206L205 207V210H207V211H205V212H208V214L212 217L211 218V223H212V220H213V222H221L222 224L224 223L227 227H230L229 228V231H232V230H230L231 229V227L233 228L234 227V225L235 224H237V219H238V217H240L239 216V212H240V207H238ZM55 206H53V209L55 208ZM59 206V205H58ZM140 206V205H139ZM138 206V207H139ZM143 206H144V203H143ZM146 206H149V205H146ZM146 206H145V208H146ZM208 206V205H207ZM230 206V205H229ZM257 206H259V205H257ZM62 207V206H61ZM114 207V206H113ZM137 207V208H138ZM155 207V206H154ZM231 207V206H230ZM233 207V206H232ZM231 207V208H232ZM242 207V206H241ZM255 207V206H254ZM149 208V207H148ZM240 208V209H239ZM245 208V207H244ZM256 208V210L258 211V212H256V213H259V212H262V214L264 213V211H262L261 209L262 208H260V207H255ZM254 208V209H255ZM56 209L57 208H55L54 209V211H56ZM143 209V208H142ZM156 209V208H155ZM202 209V208H201ZM140 210H141V208H140ZM144 210V209H143ZM142 210V211H143ZM148 210V209H147ZM151 210H152V206H151ZM242 210V209H241ZM137 211V210H136ZM145 211V210H144ZM153 211V210H152ZM158 211V210H157ZM161 211V210H160ZM55 213H57V211L55 212ZM261 214V215H262ZM13 215V214H12ZM12 215H11V217L10 218H12ZM259 215H260V213H259ZM225 216V215H224ZM241 218V217H240ZM239 218V219H240ZM243 218V217H242ZM8 219V218H7ZM239 219H238V222H239ZM10 220V219H9ZM53 221H54V219H52ZM51 223H49V224H47L48 225V227L47 226H45V229L46 228H50V229H55V231H56V229H57V226H58V228H60L61 227V223H60V221H59V225H60V227H59V225H58V223H57V226H56V223H53L52 221H50ZM56 222H58V221H56ZM108 222H110V221H108ZM241 222V221H240ZM9 223V222H8ZM32 223V222H31ZM90 223V222H89ZM111 223V222H110ZM110 223H106V225L104 226V232L101 234V235H99L98 237H97V239L99 240V244H100V240L102 239H104L105 237H106V235L108 234V232H107V230H109L108 228H110ZM211 223H210V225H211ZM33 224V223H32ZM209 224V223H208ZM207 224V225H208ZM215 224V223H214ZM218 224V226H219V223H217ZM223 224V226L224 227H226L225 225ZM86 225H87V222H86ZM93 225V224H92ZM142 225V224H141ZM210 225H208V226H210ZM7 225H5V227H6ZM88 226V225H87ZM113 226V225H112ZM143 226H145L144 224H143ZM211 226H213V224L211 225ZM236 226V225H235ZM56 227V228H55ZM94 227V225L92 226V228ZM36 228V227H35ZM39 228V227H38ZM38 228H37V230H36V232H38V234H39V232H40V230L38 231ZM112 228V227H111ZM117 228V227H116ZM116 228H114L115 230H116ZM121 228V227H120ZM124 228V227H123ZM148 228V227H147ZM164 228V227H163ZM165 228H166V226H165ZM214 228V227H213ZM5 229H7V227L5 228ZM45 229H43V230H45ZM93 229H95V228H93ZM208 229V228H207ZM224 229V228H223ZM57 230H59V229H57ZM77 230V229H76ZM75 230V231H76ZM92 230V229H91ZM113 230V229H112ZM222 230V229H221ZM226 230H228V229H226ZM48 231H49V229H48ZM54 231V232H55ZM59 231H61V229L59 230ZM89 231V230H88ZM125 231V230H124ZM234 231V230H233ZM232 231V232H233ZM43 232V236L46 234L47 235V233L45 232V231H42ZM41 232V233H42ZM77 232V231H76ZM111 232V231H110ZM109 232V233H110ZM123 232V231H122ZM164 232H165V229H164ZM170 232V231H169ZM206 232V231H205ZM219 232V231H218ZM221 232H223V231H221ZM228 232V231H227ZM41 233H40V235H41ZM45 233V234H44ZM51 233V232H50ZM60 233H62V232H60ZM75 233V232H74ZM87 233V232H86ZM123 233H125V232H123ZM136 233V232H135ZM231 233V232H230ZM53 234V233H52ZM63 234L65 235V233L63 232ZM77 234H78V232H77ZM132 234H134V233H132ZM206 234V233H205ZM225 234H226V231H225ZM58 235V234H57ZM79 235V234H78ZM86 235H89V233H87ZM93 235H94V233H93ZM128 235H130L131 236V234H128ZM232 235V234H231ZM6 236V235H5ZM59 236V235H58ZM80 236V235H79ZM83 236V235H82ZM109 236H111V235H109ZM140 236V235H139ZM172 236H174V235H172ZM228 236V235H227ZM7 238L9 237L8 236V234H7V236H6ZM6 237H5V239H6ZM46 237V236H45ZM60 237H62V236H59L58 238L60 239ZM76 237H77V235H76ZM81 237V236H80ZM85 237V236H84ZM84 237H82V238H84ZM91 237H92V235H91ZM90 237V238H91ZM94 237H95V235H94ZM107 237H108V235H107ZM135 237V236H134ZM220 237V236H219ZM223 237V236H222ZM111 238H113V237H111ZM110 237H109V239H111ZM136 238V237H135ZM171 238V237H170ZM227 238V237H226ZM236 238V237H235ZM5 239L3 240V241H5ZM59 239H57V240H59ZM63 239V238H62ZM86 239V238H85ZM87 239H89V237L87 238ZM86 239V240H87ZM137 239V238H136ZM57 240H55V242L57 243ZM79 240V239H78ZM81 240V239H80ZM105 240V239H104ZM103 240V241H104ZM140 240H142V239H140ZM227 239H225V241H226ZM88 241V244H89V240H87ZM90 241H91V239H90ZM96 241V240H95ZM108 240H107V238H106V242H107ZM146 241V240H145ZM1 242V241H0ZM72 242V241H71ZM79 242V241H78ZM83 242V241H82ZM105 242V241H104ZM105 242V243H106ZM111 242V241H110ZM113 242H115L114 240H113ZM144 243V242H143ZM202 243V242H201ZM68 245H69V243H67ZM71 244V246H73V244L72 243H70ZM77 244V243H76ZM79 244V243H78ZM81 244V243H80ZM87 244V243H86ZM102 244V243H101ZM100 244V245H101ZM114 244V243H113ZM200 244V243H199ZM198 244V245H199ZM225 244H227V243H225ZM9 245V244H8ZM83 245V244H82ZM81 245V246H82ZM98 245V244H97ZM114 245H116V244H114ZM205 245V244H204ZM209 245V244H208ZM5 246H7V245H5ZM10 246V245H9ZM76 246V245H75ZM84 246V245H83ZM96 246V245H95ZM101 246H103V244L101 245ZM200 246V245H199ZM203 246V245H202ZM207 246V245H206ZM221 246V245H220ZM222 246H224V245H222ZM2 247V246H1ZM61 247V246H60ZM100 247V246H99ZM98 247V248H99ZM115 247H117V246H115ZM198 247V246H197ZM212 247V246H211ZM214 247V246H213ZM68 248V247H67ZM71 248H73V247H70V249ZM224 248V247H223ZM226 248V247H225ZM5 249H7V247L5 248ZM61 249V248H60ZM66 249V248H65ZM69 249V250H70ZM76 249V248H75ZM74 249V250H75ZM108 249H110V248H108ZM108 249H105L106 251L108 250ZM118 249V248H117ZM211 249V248H210ZM222 249V248H221ZM220 249V250H221ZM68 250V249H67ZM72 250V249H71ZM111 250V249H110ZM198 250V249H197ZM212 250H213V248H212ZM216 250V249H215ZM215 250H213V251H215ZM217 250H219V248L217 249ZM86 251V250H85ZM114 251V250H113ZM127 251V250H126ZM177 251V250H176ZM203 251V250H202ZM225 251V250H224ZM224 251H223V253H224ZM69 252V251H68ZM87 252V251H86ZM89 252V251H88ZM87 252V253H88ZM108 252V251H107ZM200 252V251H199ZM212 252V251H211ZM216 252H218V251H216ZM65 253H67V252H65ZM109 253V252H108ZM115 253V252H114ZM219 253V252H218ZM221 253V252H220ZM102 254V253H101ZM123 254V253H122ZM126 254V253H125ZM127 254H128V252H127ZM204 254V253H203ZM207 254V253H206ZM214 254V253H213ZM217 254V253H216ZM69 255V254H68ZM85 255V254H84ZM88 255V254H87ZM89 255H90V253H89ZM114 255V254H113ZM102 256V255H101ZM108 256H110V257H112V255H109L108 254ZM117 256V255H116ZM116 256H113V257H116ZM124 256H126V255H124ZM208 256H210V255H208ZM207 256V257H208ZM214 256V255H213ZM225 256V255H224ZM81 257H83V256H81ZM127 257V256H126ZM129 257V256H128ZM222 257V256H221ZM227 257V256H226ZM90 258V257H89ZM88 258V259H89ZM101 258H104V257H101ZM125 258V257H124ZM202 258H204V255L202 256ZM206 258V257H205ZM65 259V258H64ZM66 259H68V257L66 258ZM65 259V260H66ZM92 259H94V258H92ZM92 259H90V260H92ZM97 259V258H96ZM95 259V261L94 262H96V264H97V261H98V264H99V262L101 263V261H100V258L99 259H97L96 260ZM119 259H121V257L120 258H118V260ZM128 259V258H127ZM254 259V258H253ZM69 260V259H68ZM67 260V261H68ZM113 260H117V259H113ZM113 260L112 261H110V262H104V263H101V264H117V263H114L113 262ZM136 260V259H135ZM201 260V259H200ZM219 260H220V258H219ZM249 260V259H248ZM70 262H71V258H70V260H69ZM92 261V262H93ZM103 261V260H102ZM169 261V260H168ZM172 261V260H171ZM204 261V260H203ZM211 261V260H210ZM251 261H253V260H251ZM251 261L249 260V261H247L248 263L250 262L251 263ZM69 262V263H70ZM93 262V263H94ZM127 262V261H126ZM129 262V261H128ZM127 262V263H128ZM158 262V261H157ZM175 262V261H174ZM220 262V261H219ZM222 262H224V260L222 261ZM67 263V262H66ZM65 263V264H66ZM92 263V264H93ZM132 263V262H131ZM130 263V264H131ZM208 263V262H207ZM253 263V262H252ZM70 264H72V262L70 263ZM77 264V263H76ZM160 264V263H159ZM161 264H169V262L168 263H166V262H161ZM170 264H172V263H170ZM212 264V263H211Z\"/></svg>",
  "mask_w": 264,
  "mask_h": 264
}]
</instances>
